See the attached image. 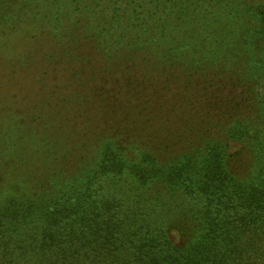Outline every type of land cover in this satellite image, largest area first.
I'll use <instances>...</instances> for the list:
<instances>
[{"label": "trees", "instance_id": "trees-1", "mask_svg": "<svg viewBox=\"0 0 264 264\" xmlns=\"http://www.w3.org/2000/svg\"><path fill=\"white\" fill-rule=\"evenodd\" d=\"M32 1L0 0V13ZM81 3L43 0L33 20L60 31L68 16H102L79 23L109 51L87 72L104 82H79L90 106L77 102L40 166L5 185L12 165L0 164V264H264V0ZM78 35L62 36L65 54L85 51ZM123 63L184 78L150 82L168 115L212 104L199 150L160 159L125 137L122 110L149 85ZM215 70L225 82H209Z\"/></svg>", "mask_w": 264, "mask_h": 264}, {"label": "rangeland", "instance_id": "rangeland-1", "mask_svg": "<svg viewBox=\"0 0 264 264\" xmlns=\"http://www.w3.org/2000/svg\"><path fill=\"white\" fill-rule=\"evenodd\" d=\"M42 1L33 0L31 4H27L35 10L27 9L22 12L21 4H14L16 11L11 5L3 9L10 12L11 8L10 15L0 13V164L12 165V170L4 174L5 185L9 184L8 179H21L25 170H33L35 166H40V159L46 155L48 148H51L49 142L58 134H66L69 130L58 131L60 124H63L62 121L64 119L73 121L77 113L81 112L78 109V101L90 106L86 95L81 94V89L85 85H80L79 82H104L103 79H90L87 72L91 65L90 61L94 58L101 62L106 60L105 53L108 50L104 48L103 39L92 33L88 37L79 23L81 20L83 23L94 22L95 19H102V16L96 12H87L82 14L87 20L83 18L78 20L71 15L62 20L64 30L55 31L56 26L42 27L44 23L38 24L33 20V16L44 9ZM78 1L82 7V0ZM80 31L86 35L83 36ZM48 32L55 38H51ZM67 32L79 34L84 44L82 47H87L85 51L81 49L72 54L71 52L65 54L62 36L69 34ZM112 63L110 61L108 67ZM143 65V63L120 65L121 70H127L129 74L135 72L134 76L140 77L138 78L140 81L149 85L139 96V100L130 101L122 110V116L125 115L121 122L125 137L133 136L140 152H150L160 159L173 157L182 147L199 150L196 148L199 139L205 136L206 127L213 122L206 121L205 112L214 107L204 102L195 108L185 106L170 115L162 112L161 104L159 105L152 97L154 90L150 86L155 84L150 82H184V78L174 79V74H166L160 64L150 67L151 75L143 77L142 73L146 74ZM156 68H160L159 74L152 78L153 70ZM224 78L225 73L215 70L209 82H225ZM77 92L80 93V97H76ZM119 99L121 98L105 97L104 100L117 102ZM192 103L197 104L196 101ZM43 105L47 108L45 116L41 111ZM121 108L119 104L117 110L120 112ZM128 111L130 113L126 115ZM91 117L94 118V114ZM86 119L87 117L82 120ZM105 121L104 117L101 123L97 121L99 127H105ZM140 125L143 127L139 131ZM101 128L98 131L99 137L105 130ZM61 138L69 137L60 136L58 139Z\"/></svg>", "mask_w": 264, "mask_h": 264}]
</instances>
